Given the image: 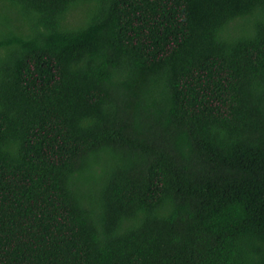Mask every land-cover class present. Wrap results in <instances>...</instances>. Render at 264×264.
Wrapping results in <instances>:
<instances>
[{
	"label": "trees",
	"instance_id": "16d2710c",
	"mask_svg": "<svg viewBox=\"0 0 264 264\" xmlns=\"http://www.w3.org/2000/svg\"><path fill=\"white\" fill-rule=\"evenodd\" d=\"M0 264H264V0H0Z\"/></svg>",
	"mask_w": 264,
	"mask_h": 264
}]
</instances>
